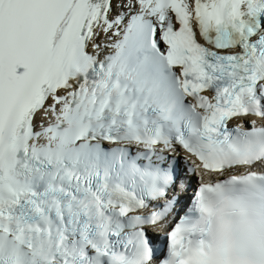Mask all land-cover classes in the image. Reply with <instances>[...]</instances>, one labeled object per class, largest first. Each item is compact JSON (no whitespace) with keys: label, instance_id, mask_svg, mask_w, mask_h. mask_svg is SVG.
<instances>
[{"label":"snow or ice","instance_id":"obj_1","mask_svg":"<svg viewBox=\"0 0 264 264\" xmlns=\"http://www.w3.org/2000/svg\"><path fill=\"white\" fill-rule=\"evenodd\" d=\"M0 264H264V0H0Z\"/></svg>","mask_w":264,"mask_h":264}]
</instances>
